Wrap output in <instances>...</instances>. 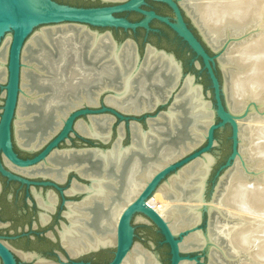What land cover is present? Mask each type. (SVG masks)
<instances>
[{
  "label": "bare ground",
  "instance_id": "1",
  "mask_svg": "<svg viewBox=\"0 0 264 264\" xmlns=\"http://www.w3.org/2000/svg\"><path fill=\"white\" fill-rule=\"evenodd\" d=\"M30 1L37 3L38 0ZM180 6L214 50L223 39L232 35H247L242 42L231 45L219 63L224 70L230 68L229 74L226 72L229 77L224 92L230 103L227 102L229 112L238 118L240 138L244 142L241 151L250 162L249 168L264 171V0H181ZM78 32L63 30L62 34L71 36L74 44H77L80 37ZM99 38L93 37L91 45L97 44ZM9 40L10 37L6 36L0 48V81L4 80ZM35 42L34 38L30 40V46L35 47ZM50 53L43 52L42 57L51 60L55 56L56 65L66 64L63 52ZM108 56L109 67L105 74L109 77V91L113 95L105 102L122 112L139 113L151 108L168 95L179 81L177 64L160 52L147 50L143 62L138 64L128 44L117 49L109 43ZM34 58L35 55L31 54L28 60H23L21 94L15 120L17 143L28 150L38 145L40 140L38 135L32 137L27 134L26 122L36 113L28 108L29 105H37L44 99V109L60 118L80 102H94L90 93L85 92L81 97L73 91L72 87L78 85L75 70L58 72L46 63L38 71L34 67ZM39 72L40 78L32 77V74ZM34 80L48 88L44 92H37L31 87L36 83ZM55 97L61 100L58 102ZM173 100L166 112L156 121L149 122L147 132H140L135 124L130 125L131 144L128 147L121 148L115 143L112 149L104 153L98 150L79 151L76 155L69 151L55 152L45 163L21 171L31 176H49L62 182L64 173L74 169L91 181L90 186L83 189L73 182L66 192L69 195L85 194L79 203L67 204L64 216L69 223L63 225L59 232L62 246L70 257H77L98 246H113L114 226L125 205L134 200L156 171L193 147L195 143L187 141L178 148L161 147L157 150L158 144L166 139L160 134L166 126L172 133L173 126L178 125L181 117L188 121L191 119L188 127L196 140L203 136V128L211 121L212 110L209 102L203 100L200 86L194 84L192 77L183 79ZM245 113L247 117L239 120ZM108 122L107 117L94 118L88 125L77 123L76 130L81 135L103 140L108 136ZM124 160L127 163L121 169ZM211 161V157L204 156L180 169L157 188L147 200V205L167 222L174 234L194 227L198 222L199 208H205L209 213L213 209L219 210L218 215L210 218L208 233L198 231L187 235L180 244V250L184 252L195 247H207L208 264H222V257L228 259L227 253L239 256L244 250L251 257L249 264H264V176L260 182L242 179L240 166L236 163L234 171L225 182L220 183L212 200L201 204L202 183ZM121 174L122 182L119 181ZM46 197L39 206L49 212L55 203L49 200V193ZM95 212H98L96 226L93 223L96 222L93 220ZM223 214L230 219L223 217ZM46 220V216L41 214V223ZM136 221L148 220L137 216ZM222 240L228 248H222ZM218 251L223 254L219 256ZM20 256L27 261L32 259L28 254ZM33 264L50 262L36 260ZM122 264L157 262L152 254L134 244Z\"/></svg>",
  "mask_w": 264,
  "mask_h": 264
},
{
  "label": "water",
  "instance_id": "2",
  "mask_svg": "<svg viewBox=\"0 0 264 264\" xmlns=\"http://www.w3.org/2000/svg\"><path fill=\"white\" fill-rule=\"evenodd\" d=\"M84 1L99 2L100 6L74 7L58 3L55 0H38L37 3L30 0H0V48L4 38L6 36L10 37L5 54L4 80L0 81V177L9 183L24 187L27 191V198H29L30 191L34 203H30L29 200L27 202L30 206L34 205L38 210L40 227H44L50 220V215L56 213L57 208L59 209L57 225L53 227L52 231H48L45 236L52 243L57 244L63 253L58 252L56 255L57 261L50 260L52 264H93L77 261L76 258L102 251H107L110 258L108 261L99 264H122L134 246V228L131 227V222L136 215L148 220L154 227L155 233L160 237L158 244L167 248L168 258L166 261H162L151 242H147L146 247L138 244L141 249L154 256L157 264H208L209 251L207 247H195L192 250L183 252L180 250V244L187 235L194 232L208 233L210 218L214 214L218 215L219 210L213 209L209 213L207 209L199 208L198 222L193 225L194 227L174 234L167 222L147 205V200L170 176L204 156L211 157L212 161L203 179L200 196L201 204L212 200L216 190L220 188V183L225 182V179L234 171L236 163L240 166V177L242 179L259 182L262 180L264 171L249 168L248 164L250 162L241 151L244 142L242 143L240 138L238 118L229 112L228 100L224 92L230 68L224 70L219 63V59L224 52L231 45L242 42L247 38V35H232L223 39L221 45L216 49L218 56H213L211 54H213L214 49L208 45L204 35L180 6L181 0ZM147 2L165 6L170 11V16L159 15L153 10L146 9ZM129 14H134L139 19L130 21L127 18ZM152 23L164 26L186 49L187 55L191 57L187 62V69L193 68L203 74L208 83V90L205 94L202 85L197 83L194 73L189 70L185 71L182 61L174 53L167 52L146 41L147 35L150 33L158 34L159 32L157 29L151 28ZM63 30H74L76 33L79 31L80 37H78L77 44H74L71 36H64L65 34H62ZM138 30L145 34L141 51L137 42L129 37ZM113 31L124 33L128 37L118 41L113 37ZM95 36L100 37L99 42L92 46L90 41ZM33 38L36 41L35 47L30 46V40ZM109 43L110 46L112 45L117 49L124 44H128L132 48L138 64L143 62L147 50L160 52L170 57L178 66L179 81L176 82L174 89L168 95L145 111L127 113L109 106L105 102L106 98L113 95V92L109 91V77L105 74L108 73L109 67ZM58 51L63 52L66 57L64 66L62 64L56 65L55 56L51 60L42 57L43 52L54 55ZM31 54L35 55L33 63L38 71L40 68H44L46 63L58 72L64 73L65 70H75L78 74L76 79L78 85L75 88L72 87L73 91L79 93L81 97L85 92L90 93V96L94 97V102L91 104L80 102L76 106L70 107L60 118L44 109V99H41V102L37 105H29L28 108L36 113L31 115L30 119L27 120L28 122H26L27 134L32 137L38 135L40 140L38 145L28 150L17 144L15 120L21 94L23 60H28ZM217 60L218 64L215 62ZM26 75L31 80L29 74ZM32 75L35 79L40 78V72ZM187 76L192 77L194 84L200 86L202 98L204 101L209 102L212 110L211 121L206 123V127L203 128V136L196 140L192 130L188 127L191 119L188 121L181 117L178 125L173 126L172 133L171 129L165 125V130L160 134L165 136L166 139L158 144L157 150L161 147L178 148L187 141L194 142L193 147L156 171L134 200L125 205L114 226L115 241L113 246H98L96 249L84 252L77 257H70L61 244L59 232L62 230L63 225L69 223L64 216L67 204L79 202L84 194L67 195L65 192L73 182L82 186H89L91 181L86 177H82L74 169L67 170L64 173L62 182L49 176H28L20 172L45 163L51 154L55 152L69 151L76 155L79 151L98 150L104 153L112 149L115 143L121 148L128 147L131 144L130 125L135 124L140 132H147L149 122L156 121L173 104L174 95L179 91L183 79ZM34 81L36 83L34 82L31 87L37 92H44L48 88L44 84H39L37 80ZM136 81L134 82L136 83ZM52 84L55 85L56 83L53 82ZM208 97H211L210 101L207 100ZM55 99L58 102L61 100L59 97H55ZM99 117L109 119L108 136L103 140L81 135L76 130L77 123L88 125L91 119ZM246 117L247 113L239 117V120L240 118L244 120ZM119 125H121L120 130ZM222 131L228 132L226 140L229 143V152L215 170L208 189L209 178L216 164L212 149L217 146L216 136ZM71 138L75 139V143H72ZM13 142L20 152L30 157L25 159L19 157L13 150ZM126 163L127 160H124L121 169L124 168ZM119 177H121L119 181L122 182L123 175L121 174ZM68 180L69 185L65 187ZM47 193H50L55 200L52 211L49 212L39 206V200L36 197L39 196V199L44 201ZM40 214L47 216L48 221L45 224L41 223ZM97 215L98 212H95L93 219L96 221L93 222L95 226ZM225 216L230 219L229 216L223 214V217ZM238 221L240 222L239 218ZM36 227V223L33 222L32 228L35 229ZM220 245H222V248H228L224 240L220 242ZM218 254L221 256L223 253L218 251ZM32 255L36 256L35 253ZM226 256H228V259L222 257V264L251 263L249 253L244 250L239 256H233L231 253H227ZM0 263L17 264L13 251L1 241Z\"/></svg>",
  "mask_w": 264,
  "mask_h": 264
},
{
  "label": "flooded vegetation",
  "instance_id": "3",
  "mask_svg": "<svg viewBox=\"0 0 264 264\" xmlns=\"http://www.w3.org/2000/svg\"><path fill=\"white\" fill-rule=\"evenodd\" d=\"M56 2L58 3H61V4H65V5H69V6H74V7H97V6H100V3L99 2H90V1H84V0H55ZM154 4L156 3H151V2H147V8L148 10H153L155 13L159 14V15H163V16H167L164 12H162L161 10L157 9L156 7H154ZM170 12V11H169ZM129 15H134V14H129ZM128 15V16H129ZM127 16V18H128ZM136 16V15H135ZM139 19L138 16H136L135 19H129L130 21H137ZM151 28L153 29H157L159 32L158 34H152L150 33L149 35H147L146 37V41L147 42H150L151 44H154L156 46H161V45H158L160 44L161 42H164L165 41V38H167L168 36L167 35H171L172 38L168 37V41L170 42V46L178 43L179 45H181L177 39H175V37L173 36V34L167 30L164 26L162 25H159V24H156V23H152L151 25ZM112 35L113 37L116 39V40H120L123 38V36H125L126 34L124 33H121V32H116V31H113L112 32ZM129 37H131L133 40H135L137 42V44L139 45L140 47V51H141V47L142 45L144 44V38H145V34L142 32V31H136L135 34H131L129 35ZM171 40V41H170ZM181 48L182 49H185L182 45H181ZM172 52H174L172 50ZM175 53V52H174ZM175 55L177 56V54L175 53ZM187 56V59H182L180 58V60L182 61L183 63V66H184V69L188 68L187 67V62L190 60V56L187 55V52L185 54V57ZM178 57V56H177ZM0 106H1V91H0ZM17 141V140H16ZM18 144V143H17ZM13 150L14 152L19 156L21 157L22 159H25V158H29L30 156L26 155V154H22V152L20 153V151L18 150V148L16 147L15 143L13 142ZM44 169V168H43ZM30 170V169H29ZM46 170V169H44ZM21 173V172H20ZM23 174V173H22ZM24 175H28V174H24ZM28 176H31V175H28ZM0 179L3 181L1 187L5 190V191H10L12 193V196L14 198V200L16 201V204L14 205L13 203H8L4 200L3 202V215L5 217V219H8V220H12L16 223V225L14 226H17V224L20 223V221H23L21 224H24V223H28V218L29 216L32 214V209H29L27 205L24 204V197L27 198L26 196V189L24 187H20L19 185L17 184H14V183H9L7 182L6 180L2 179L0 177ZM76 186H78L80 189H83V188H86L88 186H82L80 184H77L75 183ZM69 185V180L67 181V183L65 184V187ZM72 185V183H71ZM70 185V186H71ZM90 186V185H89ZM70 188V187H69ZM67 188V190L69 189ZM66 190V192H67ZM65 192V193H66ZM50 194V193H49ZM67 194V193H66ZM75 194H84L83 192H80V193H75ZM69 195V194H67ZM85 195V194H84ZM47 196V194H46ZM39 200V203L40 201H42L41 199H39V196H36ZM84 197V196H83ZM29 201L32 200L33 201V197L32 195L30 194V191H29V198H27ZM47 199V197H46ZM45 199V200H46ZM83 199V198H82ZM81 199V200H82ZM44 200V201H45ZM49 200H54L53 196L50 194V197H49ZM80 200V201H81ZM79 201V202H80ZM79 202H71V203H79ZM34 203V201H33ZM54 203H55V200H54ZM29 205V204H28ZM30 206V205H29ZM33 206V205H32ZM67 211V210H66ZM65 211V212H66ZM18 212L20 214H18ZM56 213H58L59 215V209L57 208V211ZM17 215H20V216H17ZM41 215V214H40ZM45 215V214H44ZM46 216V215H45ZM47 218V216H46ZM38 219V218H37ZM48 221V218L47 220ZM19 222V223H18ZM46 223V222H45ZM43 223V224H45ZM0 229H4V228H8L10 227V224L8 223H0ZM39 224V223H38ZM2 227V228H1ZM29 226L27 225L26 227L24 228H17L13 231H10V235H13V237H5L3 235H0V241L3 242L4 244L8 245L10 247V249L13 251V256H14V259L16 261L17 264H33L36 260H42V261H47V262H50V260L52 261H57V257L56 255L58 254V252L62 253V251L59 249L58 245L55 244V243H52L49 239H47L45 236L47 233L45 234H38V233H33L34 236H31L28 234V231H29ZM31 228H32V224H31ZM27 229V230H26ZM33 229V228H32ZM53 230V229H52ZM61 233V232H60ZM24 234V235H23ZM32 234V233H31ZM23 235V236H22ZM11 240V239H15L16 241L18 242H21V245L22 247L25 249L24 250H14L8 243H6L5 240ZM61 241V239H60ZM62 244V243H61ZM33 253L36 254V256L32 255ZM21 254H28V255H31L32 256V259L30 261H27V260H24L20 255ZM63 254V253H62ZM90 255H95V254H90ZM40 256V257H39ZM79 256V255H78ZM109 256V255H107ZM43 258H45L46 260H44ZM74 258V257H72ZM80 261H84V262H91L93 264H97L95 263L94 260H89V259H84V260H80ZM108 261V260H106ZM106 261H103L102 263L106 262ZM1 264V263H0ZM50 264H52L50 262Z\"/></svg>",
  "mask_w": 264,
  "mask_h": 264
},
{
  "label": "rangeland",
  "instance_id": "4",
  "mask_svg": "<svg viewBox=\"0 0 264 264\" xmlns=\"http://www.w3.org/2000/svg\"><path fill=\"white\" fill-rule=\"evenodd\" d=\"M154 7H156L157 9L161 10L162 12H164L167 16H170V12L169 10L160 4H154ZM129 19H135L136 16L135 15H129L128 16ZM126 37H128L127 35L123 36L122 39H120L119 41L125 39ZM154 45V44H153ZM159 46H156L158 48L164 49L167 52H172L171 46L169 44H166L164 42H161ZM174 53V52H172ZM175 54V53H174ZM213 56H218V51L214 50L213 54H211ZM176 56V55H175ZM177 57V56H176ZM179 60L180 58L177 57ZM185 59H187V56L185 57ZM216 64H218V60L215 61ZM191 71L192 73H194L195 77H196V81L197 83L201 84L203 89H204V94L205 92L208 90V83L204 77L203 74L199 73L198 71H195L193 68L190 69H185V71ZM208 101L211 100V97H208L207 99ZM228 136V132L227 131H222L219 132L216 136V141H217V146L212 149V155L216 158V164L213 167V171L210 175L209 178V185H208V189L210 187V183H211V178L215 172V170L217 169V167L223 162V160L226 158V156L228 155L229 152V143L227 142L226 138ZM72 143H75V139L71 138ZM21 153V152H20ZM23 154V153H22ZM3 181L0 179V223H8L10 224V227L8 228H4V229H0V235H3L5 237H13V235H10V231H13L17 228H24L27 225L30 227L28 234L31 236H34L33 233H38V234H45L48 231H52L53 227L55 225H57L58 219H59V215L58 213H54L50 215V220L48 221V223L44 226V227H40V225L38 224V210L35 208V206H29L28 202H27V198L24 197L23 201L24 204L28 206L29 209H32V214L29 216L28 223H24L21 224L23 221H20L19 224L16 225V223L12 220H8L5 219L4 215H3V202L4 200L8 203H13L14 205L16 204V201L14 200L12 193L10 191H5L1 185H2ZM207 189V190H208ZM30 203H33L32 200L29 201ZM18 214H20L18 212ZM20 216V215H17ZM139 215H136L134 217V219L131 222V227L134 228V244L138 245V244H142L144 247H146V243L147 242H151L154 246H155V251L157 252V254L159 255L160 259L162 261H166V259L168 258L167 255V248L159 245L158 242L160 241V237L155 233L154 231V227L147 222H140V221H136V217ZM140 217V216H139ZM142 217V216H141ZM36 223L37 227L35 229L31 228V224L32 223ZM1 225V224H0ZM2 226V225H1ZM2 228V227H1ZM32 233V234H31ZM6 243H8L14 250H24L25 249L22 247L21 242L16 241L15 239H11V240H5ZM109 255V253L107 251H102V252H98L95 255H86V256H81L76 258L77 261L80 260H84V259H89V260H96V259H101L104 260L105 256Z\"/></svg>",
  "mask_w": 264,
  "mask_h": 264
},
{
  "label": "trees",
  "instance_id": "5",
  "mask_svg": "<svg viewBox=\"0 0 264 264\" xmlns=\"http://www.w3.org/2000/svg\"><path fill=\"white\" fill-rule=\"evenodd\" d=\"M167 36L170 37V38H172L171 35H167ZM168 37L165 38V41H164V43H166V44H168V43L170 44V42L168 41ZM171 49L177 54V56L179 58H182V59L185 58V54H186L187 51H186V49H182L181 48V45H179L178 43L172 45L171 46ZM109 258H110V256H107L106 255L105 258H104V260L96 259L95 263H97V264L102 263L103 261L109 260Z\"/></svg>",
  "mask_w": 264,
  "mask_h": 264
}]
</instances>
